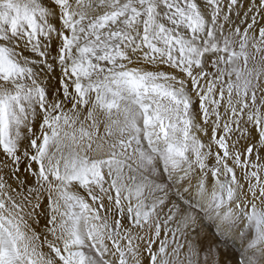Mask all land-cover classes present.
Instances as JSON below:
<instances>
[{
	"label": "snow or ice",
	"instance_id": "obj_1",
	"mask_svg": "<svg viewBox=\"0 0 264 264\" xmlns=\"http://www.w3.org/2000/svg\"><path fill=\"white\" fill-rule=\"evenodd\" d=\"M0 264H264V0H0Z\"/></svg>",
	"mask_w": 264,
	"mask_h": 264
}]
</instances>
